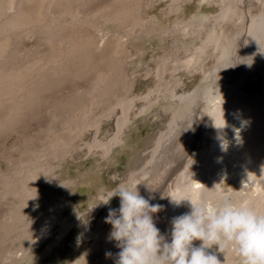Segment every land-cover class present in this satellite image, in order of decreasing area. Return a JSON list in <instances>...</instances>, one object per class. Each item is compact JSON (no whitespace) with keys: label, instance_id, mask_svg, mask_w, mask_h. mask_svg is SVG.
<instances>
[{"label":"bare ground","instance_id":"6f19581e","mask_svg":"<svg viewBox=\"0 0 264 264\" xmlns=\"http://www.w3.org/2000/svg\"><path fill=\"white\" fill-rule=\"evenodd\" d=\"M76 1L0 0V58L7 62L6 51L10 43L34 30L45 33L44 42L50 50L49 55L42 53L46 55L45 65L44 61L38 60L39 65L35 62L33 67L31 65L25 70L24 67L22 70L6 69L8 73H4L2 66L0 128L13 120L20 107L33 96L32 91L36 93L40 90L44 80L47 83L46 78H52L49 80L53 82L65 77L80 80L89 75L92 78L91 86L81 91L76 88L70 97L52 108L65 138L47 139L48 145L44 146L52 151L49 153L55 158L63 159L72 151L75 158L91 161H83L75 177L63 179L57 184L62 196L53 205H46L43 211L39 210L42 195L39 188L43 174L49 171L46 165L30 168L32 166L29 164L27 167L28 163L24 162L19 165L21 169L16 167L11 177L7 174L1 177V196L11 195L17 202V207L8 215V221L1 225L3 230L0 229V233L4 232L1 238L9 235L16 225L14 223L30 224L40 218L42 225L38 229L37 240L22 252V259L30 264H61L63 259L54 255L60 250V239L69 234L72 253L78 255L82 251L73 264H115L116 253L120 249L109 240L111 226L105 223V218L109 208H119L120 200L113 197L108 204L104 203L107 202V191L120 184L137 185L140 194L150 203L163 206L154 220L169 240L172 218L191 209L189 202L176 206L171 203V198L195 201L204 195L219 202L222 197L229 196L236 204L252 203L264 211V0H258L262 12L254 14L249 24L240 23L247 15L244 0H191L194 9L191 7L189 15L179 8L177 0H173L160 9L159 14L151 17L154 26L159 20L168 21L159 29L144 26L139 15L140 5L132 4L137 0H115L120 9L101 11V20L85 17L82 23L77 22L80 17L73 8L81 3ZM204 5L212 8L202 13L200 8ZM52 9H56L58 15H53ZM66 15L71 16L69 22L64 19ZM79 23L92 30L107 29L110 23L122 24L125 27L123 31L132 41L146 40L142 42L144 46L140 44L142 53L151 51V41L159 39L160 44L152 50V55L158 54L153 68L143 74L149 83L144 93L133 91L136 87L134 80L123 70L120 56L126 41L112 34L100 46L95 36H69L65 33ZM163 28H179L189 36L183 40V51L182 46L172 49L170 56L162 51L166 37ZM203 34L205 36L198 38ZM185 51L186 56L179 57L178 54ZM94 54L98 58H93ZM5 62H0V65H5ZM170 66L191 72L189 90L174 91V86H178L180 81L166 79L172 70ZM38 75H45L46 78L41 81L37 79ZM255 75L257 86L253 91H247L245 87L248 82L253 84L251 79ZM36 83L39 86L37 90ZM109 120H112L113 132L103 136L102 129ZM143 124H147L149 131L144 133L145 138H139ZM88 130L93 131L92 137L79 149L73 147L72 140L85 137ZM234 130H238L240 139L237 145L226 141ZM225 142V147H222ZM125 149H130L132 155L124 171L109 175V188L94 183L96 194L88 198V208L83 213L74 209L70 204L74 200L69 199V190L72 192L74 186L86 187L90 184L88 180H95L99 171L111 167L117 171L118 156ZM45 151L43 153H47ZM34 152L37 155L39 151ZM119 175L122 177L118 178ZM241 192L244 193L243 198L237 200ZM57 209L66 210L69 215L61 221L57 230L50 231ZM50 232L55 233L54 240L48 242L39 255L32 252L47 240ZM2 243L1 240L0 247ZM199 244V241H194V245ZM210 251L215 252L221 264H240L231 249L224 253L215 248ZM106 252L113 255L106 256ZM52 257L54 262H44Z\"/></svg>","mask_w":264,"mask_h":264},{"label":"rangeland","instance_id":"374dc122","mask_svg":"<svg viewBox=\"0 0 264 264\" xmlns=\"http://www.w3.org/2000/svg\"><path fill=\"white\" fill-rule=\"evenodd\" d=\"M78 1L81 3H78ZM171 1H173V0H137L135 2L133 1L132 4L136 3V4L140 5V9H139L140 14L139 13L138 14L142 18L144 26H146V28L152 29V27H155V28L159 29L162 26H164L165 24L167 25L168 21L166 19H165L166 21L165 20H159L156 22V24L154 26V24H153L154 22H151L152 21L151 17H153L155 13L159 14V10L163 9ZM177 1L179 4V8L183 9V11L186 14L188 13L187 15H189V13H191L192 9H194L191 0H177ZM76 2L79 4V6H77L78 4L75 3V5L76 4L77 5L76 6L74 5L75 7H73V8L76 9L75 12L78 11L77 15L80 17V21L78 20L79 17L77 16L78 17L77 22H80V23H82V21L85 19V17H88V18L94 17L93 18L94 20L97 19V21H99L102 19L101 14L103 12H109V10L111 12L112 9H113L112 11H114L116 9H120L118 3L115 2V0H86V1L85 0H77ZM244 4H245L244 9H245L247 15H246L245 19L241 20V22L238 21V23L240 22L243 24L246 22L247 24H249L250 19L254 18V14H256L257 12H259V13L262 12V9H261L260 4L258 3V0H244ZM213 5H214V2H213ZM191 7H192V9H191ZM208 7H210V8H208ZM211 8H212V6L204 5L200 8V11L202 13H205L207 11V9L209 10ZM54 10L52 9L51 13L52 14L54 13L53 15H55V16L58 15V11L56 9H54ZM104 10H106V11H104ZM101 11H103V12H101ZM100 16H101V18H100ZM247 16H250V17L247 18ZM70 17L71 16L66 15L64 17V19L69 22L71 19ZM77 22H76V24H78ZM80 23H79V25L75 26V28H68V30H66L65 33H67L68 35L70 34L69 36H71V35L72 36L73 35L80 36V37L81 36L85 37L86 35L88 37H89V35L92 37L95 36L94 38L100 44V46L102 43L104 44L105 40H107L108 37H110L112 34H116L122 40L126 41L125 46L123 47V53L121 52L122 55L120 56V57H122L121 61H122L123 70L129 78H132L134 80V87L135 86L136 87L133 88V91L134 92L136 91L137 93H141V92L144 93L146 91L145 89L149 86V83L147 80H145L143 78V74L148 70L151 71L153 68L154 59L158 56V54H156V56L152 55L153 54L152 50H154L156 48V45L160 44L159 39L154 38L151 41V43H150L151 51H147V52L142 53L141 49L143 47L141 45H143L146 40L141 39V42H140V40L136 41V42L132 41L131 37L129 38V36H127L125 34V31H123L125 27L122 24L118 25V23H110L108 25L107 29L92 30V28H90L88 26L86 27V25L83 26L84 24H80ZM207 23H209V22H207ZM164 30L165 29L163 28V31ZM40 31L34 30V31H31V33L29 32L28 35H27V33H25L21 36L22 38L19 37L10 43L11 46L9 45L7 47V51H6V57L8 56L9 59L6 60L7 62H5L2 60L3 58L2 59L0 58V60H2L0 62H5V65L3 63H2L3 65H0V73H1V71L3 72V70H4V73H5V71L8 73V71H11L12 68L14 70L15 69L22 70L24 67V70H25L26 68L28 69V67L31 65L33 67L35 62L38 60L40 62H41V60L44 61V59L46 58L45 56L47 54L48 55L50 54V50H49V46H47V44H46L47 42H44L45 37H46L45 33L42 30H40ZM165 31H166V37L163 39V47H162L163 50L162 51L166 52L168 54V56L171 55L170 52L174 48H177V47L181 48V46H182L181 51H183L184 50L183 40L186 38H189V36L186 35L185 32H183L179 28H173V29L172 28H169V29L166 28ZM37 32H39V33H37ZM42 33H44V34H42ZM41 34H42V36H40ZM201 36H205V34L198 35V38H200ZM41 41H43V42L41 43ZM143 41H144V43L142 44ZM11 51L14 52V53L12 52V54L15 58L12 56ZM46 51L48 53H46ZM15 52H17V53H15ZM185 52H180L178 54V55H180L179 57H181V56L185 57L187 54V52L186 53ZM42 53H45L46 55H44ZM7 54H9L10 56ZM40 55H41V57H40ZM42 56H44V58ZM39 58H41V59H39ZM93 58H98V55L94 54ZM10 60H12V62ZM9 61H10V64H9ZM45 62H46V60L43 62V64ZM170 62H171V60H170ZM172 63H170V64L173 65ZM36 64H38V63L36 62ZM43 64L41 63L42 66H43ZM2 66H4L3 70H2ZM5 67H7V68H5ZM17 67H19V68H17ZM35 67H36V65H35ZM175 67L170 66V68L172 70H171V72H169L167 74L168 78L166 76V79H168L170 81L172 79L179 80L180 84L178 86H174V91L176 93L185 92L191 88V78H192L190 76L191 72H189L185 68H175ZM38 68H39V66H38ZM6 69H10V70L7 71ZM4 73H1V74H4ZM37 77H39V75ZM90 77L91 76H89V75H88V78L87 77L84 78V76H83V79L80 78V80H78L79 78H76L77 79L76 80V79H71L70 77H65L63 79H58L60 82L57 81V79H54V82H53V80H49L52 78L48 79V78H46L45 75H43V76L41 75V77H39L37 79L42 81L46 78L47 83L45 82L46 80H44V82H42V84H41L40 81L38 80L41 85L38 84V85H40V87H39V86H37V83H36L35 87H36V90L38 87L40 88V90L38 89L37 90L38 92L34 90L36 93H33V91H32L33 96H31V98H33V99L30 98L28 101H26L27 103H24L23 106L20 107L21 110L20 109L18 110V112L16 113L17 116L15 114L16 117L14 116L12 118L13 123H12V121H10L5 127L0 128V179H3L4 178L3 176H5L6 174H7V176L8 175L10 176L12 174V172L14 174V172L17 169L16 167L21 169L19 165L24 164V162H25V164L28 163V165H25L27 167H29L31 165L32 167H30V168H33V166H35L34 168L44 167L45 165L49 168V171L47 170L45 172V174H43L42 179L40 180L41 182H40L39 190L41 191L40 193L42 194L41 195V205L39 208L40 211H43L44 207L46 205H51V204L53 205L54 202L58 201L60 199V197L62 196L63 193L57 186V184L59 182H61L63 179L75 177L76 176V170L79 166L83 165V163H84L83 161H91V159L80 160L79 158H75L72 155V151H70V150H69L70 152L67 153L65 158H63V159H60L57 157L55 158V156L53 154L49 153V152L52 153V151H49L48 148H44V146L48 145L47 141L49 139L53 140L57 137L65 138V135H63L64 132L61 131V125L56 121V118L54 115L56 112L53 111L52 108L56 104L61 102L62 100H65L66 98L70 97L72 91H75L76 88L78 91H81L82 88L84 89L85 87L87 88V87L91 86L92 78H90ZM40 78H42V79H40ZM89 78H90V80H89ZM256 78H257L256 75L252 77L251 81L253 84H251L250 82L247 83L248 86L245 87L247 91H250V89L253 91V89L257 86L256 83H254L257 81ZM48 83H49V85L47 86ZM41 86H43V87H41ZM39 92H41V93H39ZM253 93L254 92H252L251 94H253ZM260 94H261V92H260ZM36 96H39V97H36ZM24 107L27 110L26 109L24 110ZM19 112H20V114H18ZM17 118H19V119H17ZM16 119H17V121H16ZM105 123H104L105 127L102 129V131L105 133V134L103 133V136H107L108 133L111 134L113 132L112 120H109ZM8 125H10V127ZM143 125H144L142 128L143 132L139 133V136H138L139 138H141V137L145 138L144 133L149 131V129L146 128L147 124H143ZM92 133H93L92 130H88L86 132V135H85L86 138L85 137L74 138L72 140L73 147H75L77 149L82 147L84 145V142H86L88 140V138L92 137V135H91ZM238 138H239L238 137V131L234 130V132L232 134H230V136L226 139V141L228 143H232L233 145H237V143H239V141H240V139H238ZM134 139L136 140L137 138L134 137ZM43 140H46L45 141L46 143ZM208 144L210 145L211 143H208ZM47 149H48V151H47ZM31 150H33V151L30 152ZM35 150L37 152L39 151L41 153H43L46 150L45 152H47L48 154L47 153H43V154L48 155V157L44 156L43 154H40L39 152H38L39 155L37 154L38 155L37 156L36 154H34ZM40 150H42V151H40ZM31 153L33 155H36V157H34ZM30 154L32 155V158H30L32 161L27 162V160H30L29 159V157H31ZM131 155H132L131 150L125 149L118 156V160H117L118 162L116 164L117 171L115 169H113L115 167H111L109 169L99 171L100 173L97 174V177L95 178V180H92V179L88 180V181H90V184L87 185V183H86L85 184V185H87L86 187L74 186L72 189V192L69 190V192H68L69 199L74 200L73 203H70V204L74 207V209L77 208L80 210L81 213H83L84 210H86L88 208V204H89L88 198L90 196H93L96 194L95 191H93L97 187V186H94V183H101L104 186H106L107 188H109L108 187L109 183L107 182L109 175H112V173L117 174L118 172L124 171V168L127 165L128 160L131 157ZM37 157H39V158H37ZM34 158L38 159V161L36 159L34 160ZM1 177H3V178H1ZM120 177H122V175H119L118 178H120ZM1 195H2V192H0V229L3 230L1 228L4 225L3 222L5 221L4 223H6V221H8V218L10 216L9 213H10V211L12 213L14 211V209L17 207V202L15 201L13 196L10 197L11 195L10 196L7 195L6 196L7 198L4 196H1ZM243 195H244V193L241 192V194L239 195L237 200L242 199ZM2 197H4V198H2ZM68 215H69V213H66V210H64V209L58 210L57 209V211L55 212V217L53 218V221L50 225V231L57 230L60 226L61 221H63V219L65 217H67ZM14 224H16V225H14V229L4 239L1 238V237H4V232L1 231V233H0V241L2 240V242H3L1 244V247H0L1 248L0 249L1 250L0 251V264H30V262L28 260L22 259V252L31 242L37 240V233H38L39 227L42 225V220L40 218L39 219L37 218L36 220L32 221V223H30V224H24L22 222L21 223L17 222ZM2 232H3V234H2ZM50 234L48 235L46 241L40 243L37 248H35L33 251L32 250L31 251L34 252L35 254L39 255L42 252V250L46 248L47 243L52 242L54 240L55 233L50 232ZM70 241H71L70 234L67 235L65 238L60 239V242H59L60 250L54 256H55V258H60V259L62 258L63 259V262L61 264H70V263L73 264L72 263L73 261L75 263L77 258H78L79 253L82 252V251H79L78 255L72 253L73 251H72ZM36 258L38 259V257H36ZM54 260L55 259H53V257H52V258L45 259L44 262H54Z\"/></svg>","mask_w":264,"mask_h":264},{"label":"clouds","instance_id":"9594fccd","mask_svg":"<svg viewBox=\"0 0 264 264\" xmlns=\"http://www.w3.org/2000/svg\"><path fill=\"white\" fill-rule=\"evenodd\" d=\"M113 197H119L120 206L109 208L105 223L111 226L109 240L120 249L115 264H221L213 248L233 250L240 264H264V211L252 203L236 204L229 196L219 202L204 195L195 201L171 198L176 206L189 202L191 209L172 218L169 240L154 220L163 206L150 203L137 185L108 190L104 204Z\"/></svg>","mask_w":264,"mask_h":264}]
</instances>
